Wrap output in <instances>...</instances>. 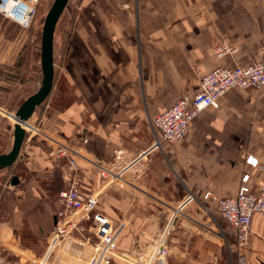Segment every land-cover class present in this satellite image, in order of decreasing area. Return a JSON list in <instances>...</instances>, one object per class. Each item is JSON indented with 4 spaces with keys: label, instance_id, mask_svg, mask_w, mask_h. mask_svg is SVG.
<instances>
[{
    "label": "crops",
    "instance_id": "crops-1",
    "mask_svg": "<svg viewBox=\"0 0 264 264\" xmlns=\"http://www.w3.org/2000/svg\"><path fill=\"white\" fill-rule=\"evenodd\" d=\"M67 17L56 42L58 79L28 119L15 163L0 171V256L26 263L44 259L60 207L57 195L75 177L83 195L96 196L100 212L124 223L117 252L130 261L151 247L162 215L167 222L172 209L191 195L169 238L181 264H208L215 256L236 264L239 252L248 264H264V219L252 217L249 241L238 249L234 229L206 197L207 192L234 197L245 175L252 192L263 183L264 169L245 159L251 156L264 166V89L228 90L219 107L201 112L175 144L151 126V119L177 99H189L207 72L258 60L264 0H80ZM4 41L0 154L11 148L10 115L25 94L20 72H5L10 60ZM220 44L235 51L215 56ZM52 140L75 147L76 169L57 156ZM155 141L158 148L134 174L125 173L130 184L102 180L90 165L111 166L118 152L124 162ZM12 177L16 185H10ZM200 225H210L211 236ZM82 226L92 242L88 224ZM89 255V247L56 249L44 264H85ZM112 264L130 263L116 258Z\"/></svg>",
    "mask_w": 264,
    "mask_h": 264
},
{
    "label": "built area",
    "instance_id": "built-area-1",
    "mask_svg": "<svg viewBox=\"0 0 264 264\" xmlns=\"http://www.w3.org/2000/svg\"><path fill=\"white\" fill-rule=\"evenodd\" d=\"M39 2L40 0H0V16L21 29H28ZM234 51V48L220 44L213 50V54L221 56ZM233 88L264 89V40L260 44L257 61L243 67H220L207 72L200 78L196 92L189 99H177L166 111L151 119V126L163 141L175 144L187 134L193 119L208 108H218L220 98ZM52 141L57 156L66 159L69 165L76 169V158L79 154L75 147ZM155 148H158L157 141L147 150L124 162L122 152H118L111 166L99 161H90V165L102 180L130 184L131 180L125 178V173L134 174L135 166ZM245 163L253 168L264 169V166L251 156L245 159ZM248 178V175L243 176V184L234 197L224 198L206 193V197L217 206L221 217L234 229L238 249L245 248L249 241L252 217L259 215L264 219V181L257 192H252L247 183ZM75 179L72 178L69 187L57 195L60 207L54 212V230L44 259L39 263H26L19 259L6 260L0 256V264H44L56 249L78 250L85 247L90 248V255L85 264H112L116 258L130 264H168L167 236L175 219L183 217V208L194 199L193 196L188 195L179 206L172 209L165 228L152 240L151 247L130 261L127 256L117 252V243L124 223L113 222L100 212L97 209L96 196L83 195ZM84 223L88 224V232L94 237V242L83 236ZM217 235H220V232ZM236 264H248L242 252L237 254Z\"/></svg>",
    "mask_w": 264,
    "mask_h": 264
},
{
    "label": "rangeland",
    "instance_id": "rangeland-1",
    "mask_svg": "<svg viewBox=\"0 0 264 264\" xmlns=\"http://www.w3.org/2000/svg\"><path fill=\"white\" fill-rule=\"evenodd\" d=\"M79 1L80 0H68V3L65 6L63 13L60 16L56 24V27H55L54 37L56 34V38H57V39L55 38V41H53V46L55 42V47L53 49V68H54V79L55 80L58 79V76L60 74V60L58 58V55H57L58 52L56 49V42L58 40L59 28L62 26L63 23L68 22L67 16L69 12L72 10L74 11V8L78 6ZM52 2L53 0H40L39 4L37 5L35 9V16H34V19L29 29H21L18 25L8 20H5L0 16V40H2V43L5 42L4 40H6L5 47L4 48L2 47V48L4 51L8 52V53L5 52V54H7L10 61L12 60V56L13 58H15V62H13V64H11L9 61L3 66L5 69V72L8 74L11 71H13L14 74L15 73L17 74V72H20L21 78H22L20 80H21V84L23 85L22 89L25 90L24 100L25 98L34 94L39 89L41 82H42L43 72L41 69L40 56H39L40 55L39 54L40 53V40H41V32H42V25H43L44 17L46 13L48 12ZM67 30H66L64 38H66L68 35ZM24 100H21V103ZM158 206H159L158 207L159 210L162 211V213L166 211L168 212V215L170 214V211H168L167 208L164 207V205L161 206L158 204ZM164 216L162 215L163 221L165 220ZM180 218L182 217L179 216L177 219H180ZM177 219H175V221L173 222V226L175 225V222L177 221ZM163 221L155 224L158 227L157 230H159L156 233V236L165 228L167 224V222L165 221L163 222ZM173 226L170 228L169 235L167 236V245L169 248L168 263L169 264H181V261L179 260L177 254L173 250H171L170 245H169V240H170L169 238L171 236V233L174 230ZM208 227L210 228L211 226L210 225H203V226L200 225L198 229L204 234H206L207 236H211V234L209 233L211 230H209ZM94 241L95 239L92 236V242ZM215 257L212 258V261H211L212 264H232L233 263L231 259H228L224 262L215 261L214 260ZM209 260H211V258ZM209 260H208L209 262L208 264H211Z\"/></svg>",
    "mask_w": 264,
    "mask_h": 264
},
{
    "label": "water",
    "instance_id": "water-1",
    "mask_svg": "<svg viewBox=\"0 0 264 264\" xmlns=\"http://www.w3.org/2000/svg\"><path fill=\"white\" fill-rule=\"evenodd\" d=\"M68 0H53L46 13L42 25L40 40V64L43 72L42 82L39 89L27 97L18 107L17 111L10 115L13 123V139L10 150L0 154V171L10 168L16 161L21 145L23 143L27 121L33 114L36 107L41 105L49 96L54 80L53 68V41L56 24L63 13ZM17 180L12 177L10 185H16Z\"/></svg>",
    "mask_w": 264,
    "mask_h": 264
},
{
    "label": "trees",
    "instance_id": "trees-1",
    "mask_svg": "<svg viewBox=\"0 0 264 264\" xmlns=\"http://www.w3.org/2000/svg\"><path fill=\"white\" fill-rule=\"evenodd\" d=\"M34 16H35V14H34ZM4 19V18H3ZM33 19H34V17H33ZM33 19H32V21H33ZM6 20V19H5ZM32 21H31V24H32ZM31 24H30V26H31ZM30 26H29V28H30ZM28 28V29H29ZM11 169V167L10 168H7V171H9Z\"/></svg>",
    "mask_w": 264,
    "mask_h": 264
}]
</instances>
